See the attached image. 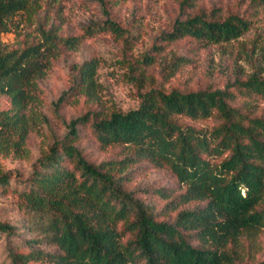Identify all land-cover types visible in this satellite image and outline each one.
I'll list each match as a JSON object with an SVG mask.
<instances>
[{"label":"trees","instance_id":"1","mask_svg":"<svg viewBox=\"0 0 264 264\" xmlns=\"http://www.w3.org/2000/svg\"><path fill=\"white\" fill-rule=\"evenodd\" d=\"M50 1L59 0H0V33L12 31V17L20 11L30 17ZM97 1L103 18L84 24L77 35L62 36L55 24H37L39 41L14 48L0 42V96L9 101L8 108L0 109L3 155L25 154L34 124L30 105L36 100L37 80L59 47H77L102 32L118 37L126 32L110 10L127 0ZM198 2L179 1L183 17L174 20L161 35L163 40L190 37L201 45L218 44L241 37L254 24V12L220 16L217 8ZM249 5L256 12L264 0H249ZM240 52L253 69L246 74L238 70L223 88L165 90L139 85L136 107L71 119L63 138L51 143L41 159V169L17 192L21 207L46 220L44 238L55 250L29 245L21 251L7 245L11 264H251L249 247L256 248V239L264 235V111L252 101L264 100V40ZM143 61L151 63L152 57L145 55ZM187 62L182 55L171 57L169 76ZM97 68L94 57L75 66L72 84L57 102L71 95L97 98ZM130 71L138 82L151 80L144 69L134 72L132 66ZM233 87L246 97L239 105H233ZM90 115L100 148L122 145L123 157L95 164L82 155L76 145L78 125L86 124ZM212 115L218 123L209 129L181 121ZM140 161L168 168L184 187L171 203L191 206L181 209L173 221L155 220L152 207L126 189L125 171ZM8 185V175L1 172L0 187ZM157 192L171 197L167 190ZM15 233L13 224L0 220V235L11 238ZM256 264H264V257Z\"/></svg>","mask_w":264,"mask_h":264},{"label":"rangeland","instance_id":"2","mask_svg":"<svg viewBox=\"0 0 264 264\" xmlns=\"http://www.w3.org/2000/svg\"><path fill=\"white\" fill-rule=\"evenodd\" d=\"M179 1L127 0L113 6L110 10L112 18L126 31L121 37L109 32L98 33L71 49L61 45L51 58L46 73L37 80L36 100L30 105L34 124L26 138L25 154L13 156L0 153V173L9 177V185L0 187V220L13 224L16 231L11 238L0 235V264H11L7 245H16L21 251L28 250L29 245L47 251L55 250L44 238L46 220L21 207L17 192L29 184L34 172L41 169V159L48 153L51 143L63 138L71 119L87 112H91L92 116L93 113L101 116L112 110L134 108L139 103V85L144 88L152 85L165 90L223 88L233 80L238 70L246 74L253 69L243 58L240 49L264 40V7L259 6L255 12L249 0H199L198 3L206 8H217L220 16L229 13L249 15L254 12V24L244 35L229 42L201 45L190 37L168 42L161 35L170 30L177 17H183ZM40 5L30 17L25 10L13 16L12 31L0 33V42L14 48L24 42L39 41L41 36L37 24L46 28L55 24L62 36L77 35L84 24L103 18L97 0H59ZM145 55L152 57L151 63L143 61ZM175 55L187 57L188 62L169 76L168 65ZM91 57L98 61L100 88L97 98L89 100L82 95H71L58 103L59 96L72 84L75 66ZM132 66L134 72L144 69L151 80H135L133 71H130ZM262 67L264 69V63ZM232 89L236 95L233 105L241 104L246 97L236 88ZM252 101L258 111H264V100L255 97ZM8 107L7 98L0 96V109ZM92 116H89L86 124L78 125L76 145L82 155L95 164L123 157L126 149L122 145L100 148L91 126ZM181 121L198 129H209L218 123V118L215 115L207 119L184 117ZM125 172L128 179L126 189L132 190L136 197L152 207L155 220L173 221L181 209L191 206L171 203L184 187L168 168L140 161ZM163 189L171 197H163L157 192ZM127 237L126 234L124 240ZM187 238L193 245L197 244L194 238ZM29 241L32 243L29 244ZM255 243L256 248L246 245V249L249 247L252 253L250 256L254 257L251 264L258 263L264 257V235H260ZM28 264L51 263L30 261Z\"/></svg>","mask_w":264,"mask_h":264}]
</instances>
